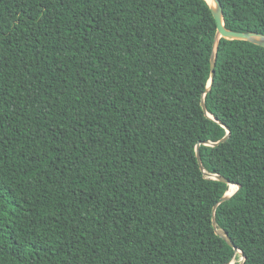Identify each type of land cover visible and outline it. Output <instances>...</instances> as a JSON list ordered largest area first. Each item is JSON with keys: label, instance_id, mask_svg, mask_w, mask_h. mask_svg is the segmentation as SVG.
I'll return each instance as SVG.
<instances>
[{"label": "trees", "instance_id": "16d2710c", "mask_svg": "<svg viewBox=\"0 0 264 264\" xmlns=\"http://www.w3.org/2000/svg\"><path fill=\"white\" fill-rule=\"evenodd\" d=\"M215 35L207 0H0V264H264V47Z\"/></svg>", "mask_w": 264, "mask_h": 264}, {"label": "water", "instance_id": "95a60500", "mask_svg": "<svg viewBox=\"0 0 264 264\" xmlns=\"http://www.w3.org/2000/svg\"><path fill=\"white\" fill-rule=\"evenodd\" d=\"M212 1H213L214 5H211L207 0V2L210 5V8H211L213 17L215 19V22H216V35H215V43H214L215 47H216L218 40L221 37L226 38V39L246 40V41H249V42L255 43L259 46L264 47V35L263 34L258 33V32H253V31L244 32V31H238V30H232V29L226 28L224 25V22H223V13H222V6H221L220 1L219 0H212ZM215 47H214V50H213L211 57H210V80H209L208 89H209L210 84H211L213 77H214L215 56H216ZM201 106H202L203 111L206 113V107H205L203 100H201ZM226 129H227V132L229 134V129L228 128H226ZM227 136L228 135L224 136L222 139H220L217 142H205V143L210 144V145H216L220 142H223L227 138ZM196 156H197V161L201 167V160H200V156H199L198 151L196 153ZM212 177L228 183L229 187L231 185L236 186V190L240 187V185H237L235 182L228 181L226 178H224L222 176L212 175ZM234 192L235 191H233L232 193H229L227 191L219 199V201L214 205L213 212H214V210H215V208L219 202H222V201L228 199L231 196V194H233ZM213 226L215 228L216 233L219 234L222 238H224L228 242V244L233 246L234 250L237 251V248L234 246L231 239L227 236V233L225 231H222V230H217V228L215 226L214 218H213ZM239 252L241 253V251H239Z\"/></svg>", "mask_w": 264, "mask_h": 264}, {"label": "bare ground", "instance_id": "6f19581e", "mask_svg": "<svg viewBox=\"0 0 264 264\" xmlns=\"http://www.w3.org/2000/svg\"><path fill=\"white\" fill-rule=\"evenodd\" d=\"M208 2L211 4V5H214L213 1L212 0H208ZM234 190V186L231 185L228 189V192L231 193L232 191Z\"/></svg>", "mask_w": 264, "mask_h": 264}, {"label": "rangeland", "instance_id": "374dc122", "mask_svg": "<svg viewBox=\"0 0 264 264\" xmlns=\"http://www.w3.org/2000/svg\"><path fill=\"white\" fill-rule=\"evenodd\" d=\"M233 186H234V185H233ZM235 190H236V186H234V190H233V191H235ZM233 191H232V192H233ZM232 192H231V193H232ZM234 261H235V260H233L230 264H233ZM237 261H238V262H239V261L241 262V261H242V258L239 257L238 259H236V262H237Z\"/></svg>", "mask_w": 264, "mask_h": 264}]
</instances>
